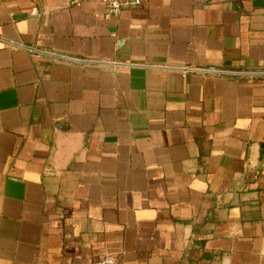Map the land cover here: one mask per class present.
Segmentation results:
<instances>
[{
  "label": "crops",
  "instance_id": "obj_1",
  "mask_svg": "<svg viewBox=\"0 0 264 264\" xmlns=\"http://www.w3.org/2000/svg\"><path fill=\"white\" fill-rule=\"evenodd\" d=\"M104 11L0 0V264H264V0Z\"/></svg>",
  "mask_w": 264,
  "mask_h": 264
},
{
  "label": "built area",
  "instance_id": "obj_2",
  "mask_svg": "<svg viewBox=\"0 0 264 264\" xmlns=\"http://www.w3.org/2000/svg\"><path fill=\"white\" fill-rule=\"evenodd\" d=\"M103 4L105 11L103 14L104 19L116 17L124 11H131L140 5V0H100ZM72 4L80 5V1H75ZM32 15L42 17L43 12L33 10ZM90 264H117L116 258L111 255H104L101 259Z\"/></svg>",
  "mask_w": 264,
  "mask_h": 264
}]
</instances>
